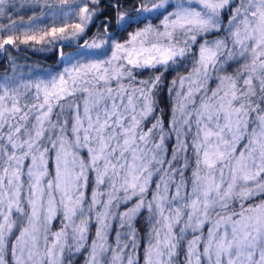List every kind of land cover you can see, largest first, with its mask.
<instances>
[{
	"label": "snow or ice",
	"instance_id": "6c2138e0",
	"mask_svg": "<svg viewBox=\"0 0 264 264\" xmlns=\"http://www.w3.org/2000/svg\"><path fill=\"white\" fill-rule=\"evenodd\" d=\"M27 3L0 54L60 63L0 78V264H138L141 219L144 264H264V0Z\"/></svg>",
	"mask_w": 264,
	"mask_h": 264
},
{
	"label": "trees",
	"instance_id": "16d2710c",
	"mask_svg": "<svg viewBox=\"0 0 264 264\" xmlns=\"http://www.w3.org/2000/svg\"><path fill=\"white\" fill-rule=\"evenodd\" d=\"M33 10H27L24 9L19 12L11 11V20H14L16 22H22V21H27L29 18L33 15ZM7 23H10L9 20L4 19L3 23L6 25ZM65 52H72L73 48H68L66 47ZM23 58L28 64H30L32 67H40L44 70H55L58 65H59V59L57 56L56 51L54 50H48V51H34L32 49L28 48H23L19 52L13 51L11 55L7 56H1L0 55V78H8L13 74L14 70H17L13 66L12 59L13 58ZM150 75V72L148 70H145L140 78L141 79H146ZM174 74L173 73H165L164 74V85L160 91L159 94V110L163 112V119L165 122V125L168 124L171 116V108L173 101L172 99L168 96L167 89L170 85V81L173 78ZM146 227V221L144 219L140 220V223L138 224L139 231L141 233L144 232ZM84 261V254H82L79 259L77 260L76 264H82Z\"/></svg>",
	"mask_w": 264,
	"mask_h": 264
},
{
	"label": "rangeland",
	"instance_id": "374dc122",
	"mask_svg": "<svg viewBox=\"0 0 264 264\" xmlns=\"http://www.w3.org/2000/svg\"><path fill=\"white\" fill-rule=\"evenodd\" d=\"M14 4H15V7H14V10L15 12H19V11H22L24 9H27V10H31L32 8L29 6V4L27 3V0H14ZM7 16H10L11 17V12H8L7 13ZM7 16H0V24L3 23V20L7 18ZM8 20V19H7ZM28 21V20H27ZM27 21H23V22H27ZM17 23H20V22H17ZM1 56H4L2 54H0ZM12 62H13V66L17 69V70H14L13 74H11L10 77L8 78H5V79H20L21 77H24L26 78L29 74L31 75H35L37 72H40V73H46L48 72L49 70H44L40 67H32L30 64H28L23 58H13L12 59ZM186 74V73H184ZM147 126V125H146ZM167 126V125H166ZM187 175V173H186ZM154 180H155V177H154ZM53 230L56 231L58 230V226L56 224V222L53 223ZM95 228L93 226L92 228V232H94ZM146 231H147V223H146V227H145V230L143 233H141L139 231V234L141 236V242H140V248L138 250V256H137V260H138V264H144V261H143V250H144V238L146 236ZM92 232H90L89 234V240L92 239ZM114 241V236H110L109 237V243H113ZM84 254V261H85V258H86V252H83V253H80V254H77L73 261H72V264H76L77 263V260L79 259V257ZM177 264H184V257H183V254L179 255L177 258ZM84 261L82 264H84Z\"/></svg>",
	"mask_w": 264,
	"mask_h": 264
}]
</instances>
